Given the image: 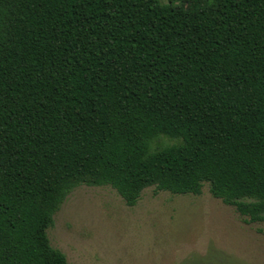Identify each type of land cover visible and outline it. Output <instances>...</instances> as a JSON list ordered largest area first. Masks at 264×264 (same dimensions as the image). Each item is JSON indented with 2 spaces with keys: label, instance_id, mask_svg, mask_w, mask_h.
Returning a JSON list of instances; mask_svg holds the SVG:
<instances>
[{
  "label": "trees",
  "instance_id": "16d2710c",
  "mask_svg": "<svg viewBox=\"0 0 264 264\" xmlns=\"http://www.w3.org/2000/svg\"><path fill=\"white\" fill-rule=\"evenodd\" d=\"M83 184L264 223V0H0V264H68Z\"/></svg>",
  "mask_w": 264,
  "mask_h": 264
},
{
  "label": "rangeland",
  "instance_id": "374dc122",
  "mask_svg": "<svg viewBox=\"0 0 264 264\" xmlns=\"http://www.w3.org/2000/svg\"><path fill=\"white\" fill-rule=\"evenodd\" d=\"M164 144L174 141L163 138ZM264 223L201 195L145 189L129 206L111 186L79 185L54 216L48 235L68 264H264Z\"/></svg>",
  "mask_w": 264,
  "mask_h": 264
}]
</instances>
